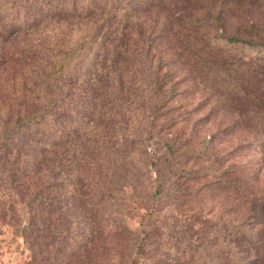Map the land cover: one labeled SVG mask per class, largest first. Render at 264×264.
I'll return each instance as SVG.
<instances>
[{
  "label": "trees",
  "instance_id": "1",
  "mask_svg": "<svg viewBox=\"0 0 264 264\" xmlns=\"http://www.w3.org/2000/svg\"><path fill=\"white\" fill-rule=\"evenodd\" d=\"M155 5L0 0V69L11 60L24 64L18 88L0 90V224L16 222L23 264H264L260 169L230 164L229 178L193 188L198 170L184 166L198 153H184L195 125L186 118L190 108L179 112L173 99L184 80L206 89L214 61L200 54L215 42L193 50L177 34L218 17L181 18ZM74 17L90 23L65 50L28 41L5 46L52 19ZM174 112L180 116L171 118ZM176 123L188 130L179 144L169 133ZM212 183L231 197L224 219L196 196ZM135 208L142 210L132 227Z\"/></svg>",
  "mask_w": 264,
  "mask_h": 264
},
{
  "label": "rangeland",
  "instance_id": "2",
  "mask_svg": "<svg viewBox=\"0 0 264 264\" xmlns=\"http://www.w3.org/2000/svg\"><path fill=\"white\" fill-rule=\"evenodd\" d=\"M152 2L157 4L155 7L160 3L166 4L169 11L181 18L199 17L206 12L215 13L218 17L207 25L192 29L181 27L177 34L180 41L189 40L193 50L202 40L215 42L210 52L200 54L202 58L214 61L206 71L210 74L205 80L206 89L195 80H184L177 86L182 90L181 93L173 99L175 104L181 106L178 111L190 108L191 112L186 118L195 125L191 139L184 146L185 156L190 151L198 152L196 156L189 157L184 165L185 168L191 166L190 169L198 170L194 174L196 178L189 184L194 188L210 180L227 179L231 176L230 164L235 167L239 164L246 169H260L259 182L264 186V107L252 106L254 100L264 101V47L256 53L257 48L264 46V0ZM155 12L159 17L163 16L156 8ZM74 18L52 19L42 29L19 34L5 43V46L10 50L17 49L28 41L35 47L50 44L52 52L59 48L65 50L84 34L90 23ZM227 35L246 38L253 44L237 42L232 45L225 41ZM23 66L21 60H11L0 69V90L11 86L18 88L22 80L20 69L23 70ZM179 114L174 112L171 118H178ZM180 126V123H176L169 131L172 135L178 134L177 144L188 134V130L184 131ZM209 134L214 135L210 141L206 140ZM190 162L194 165H190ZM212 185L208 189L202 188L196 196H203L213 206V217L222 213L224 219L231 197L218 184ZM168 193L165 190L162 192V205L168 200ZM145 198L146 194L140 196L142 202ZM141 210L135 208L129 212L127 222L132 227L137 226ZM26 256L27 249L16 222L11 219L8 224H0V264H23Z\"/></svg>",
  "mask_w": 264,
  "mask_h": 264
}]
</instances>
